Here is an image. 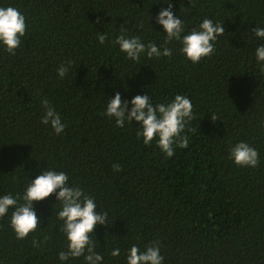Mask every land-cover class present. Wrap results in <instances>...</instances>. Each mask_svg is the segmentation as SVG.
Here are the masks:
<instances>
[{"label":"trees","instance_id":"obj_1","mask_svg":"<svg viewBox=\"0 0 264 264\" xmlns=\"http://www.w3.org/2000/svg\"><path fill=\"white\" fill-rule=\"evenodd\" d=\"M169 2L186 29L205 17L224 23L213 55L193 64L173 42L171 57L132 62L113 46L121 26L162 45L155 17L167 0H0L27 24L15 55L0 47V195L21 193L40 169L65 171L109 214V226L95 231L105 264H124L128 247L153 242L164 264H264V75L254 56L264 41L251 33L264 27V0ZM97 31L108 32L104 45ZM65 61L72 68L61 79L56 70ZM116 92L128 101L149 94L154 103L187 95L188 147L167 158L155 141L137 138L135 121L116 127L103 114ZM45 97L65 124L61 135L40 122ZM241 140L258 151L257 167L229 159ZM55 203L54 196L36 203L40 230L24 240L0 218L3 264H59ZM34 236L41 247H33ZM115 247L119 258L110 256Z\"/></svg>","mask_w":264,"mask_h":264},{"label":"clouds","instance_id":"obj_2","mask_svg":"<svg viewBox=\"0 0 264 264\" xmlns=\"http://www.w3.org/2000/svg\"><path fill=\"white\" fill-rule=\"evenodd\" d=\"M166 4L168 6L162 8L155 17L156 24L165 33L162 45L154 41L145 43L139 35H131L126 26H121L111 41L113 46L118 47L125 58L132 62H139L144 57H171L173 49L168 45L173 42L179 43L180 54L193 64L213 55L218 38L225 34L224 23L205 17L198 26L189 30L180 15L173 12L169 0ZM26 30V17L19 9L11 5L0 6V47L15 55L22 45ZM251 33L257 41H264V27L259 25ZM96 38L99 44L104 45L109 40V34L97 31ZM254 56L260 75H264V42L256 45ZM71 68L72 62L65 61L57 68V75L64 79ZM40 103L43 109L40 122L50 126L56 135L64 133L65 124L55 106L46 97ZM103 114L113 120L118 128L133 125L135 121L139 125L137 138L142 139L145 145L155 141L167 158L173 157L175 147L187 148L189 145L190 136L184 133L193 119V105L187 95L176 94L167 102L154 103L149 94L136 95L128 101L122 100L120 92H116L113 97H108ZM211 119L216 121L217 117L211 115ZM229 159L239 167L255 168L259 164V153L241 140L230 147ZM113 170L119 172L120 165H113ZM53 196L56 201L53 211L64 240V246L57 253L59 264H72L76 260H80L81 264H105L104 254L97 250L95 231L98 226H109V214L99 208L93 195L72 183L65 171L49 167L40 169L34 179L29 177L21 193L0 195V218L7 217L16 238L24 240L40 230L41 220L36 203ZM47 240L48 237H44V242ZM32 244L33 247L42 246L35 236ZM110 256L119 258L121 249L113 248ZM123 259L124 264H164L158 242L143 248L132 244L125 250ZM0 264L3 262L0 261Z\"/></svg>","mask_w":264,"mask_h":264}]
</instances>
